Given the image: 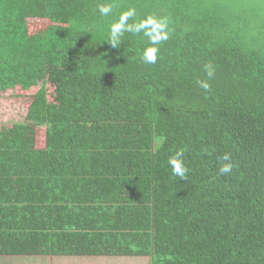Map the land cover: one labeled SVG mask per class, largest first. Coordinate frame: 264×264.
Here are the masks:
<instances>
[{"label": "trees", "instance_id": "16d2710c", "mask_svg": "<svg viewBox=\"0 0 264 264\" xmlns=\"http://www.w3.org/2000/svg\"><path fill=\"white\" fill-rule=\"evenodd\" d=\"M129 8V23L169 20L154 64L142 33L106 42ZM230 13L223 0H0L1 256L264 264V44ZM178 152L186 179L168 164Z\"/></svg>", "mask_w": 264, "mask_h": 264}, {"label": "clouds", "instance_id": "9594fccd", "mask_svg": "<svg viewBox=\"0 0 264 264\" xmlns=\"http://www.w3.org/2000/svg\"><path fill=\"white\" fill-rule=\"evenodd\" d=\"M114 5L112 3H105L98 6L101 16H108L112 13ZM136 16V9L129 8L127 11H123L119 15L118 21L114 22L110 26V31L106 42H108L112 48H119L121 45V38L125 32L133 34H143L146 38L147 45L142 53L141 59L146 64H154L158 60V54L160 51L159 45L169 39V20L166 17H158L154 14L148 15L146 18L139 20V22L129 23ZM208 79L197 80V85L208 91L211 87L209 80L215 75L214 66L209 63L204 66ZM182 153L178 152L175 156H172L168 160V164L172 169V174L180 179H186L188 169L181 159ZM223 160L229 161L230 156L225 154ZM232 171V164L225 163L219 168L221 174H228Z\"/></svg>", "mask_w": 264, "mask_h": 264}, {"label": "rangeland", "instance_id": "374dc122", "mask_svg": "<svg viewBox=\"0 0 264 264\" xmlns=\"http://www.w3.org/2000/svg\"><path fill=\"white\" fill-rule=\"evenodd\" d=\"M231 7L230 19L233 27H246L255 47L264 44V0H223ZM10 119L8 115H4ZM6 258V256H4ZM14 264H149V259L130 256L62 257L34 256L27 260L15 258Z\"/></svg>", "mask_w": 264, "mask_h": 264}, {"label": "crops", "instance_id": "0c3cea01", "mask_svg": "<svg viewBox=\"0 0 264 264\" xmlns=\"http://www.w3.org/2000/svg\"><path fill=\"white\" fill-rule=\"evenodd\" d=\"M15 258H17L18 260H22L19 257H4L0 255V264H14L15 262ZM24 260H27V258H25Z\"/></svg>", "mask_w": 264, "mask_h": 264}]
</instances>
